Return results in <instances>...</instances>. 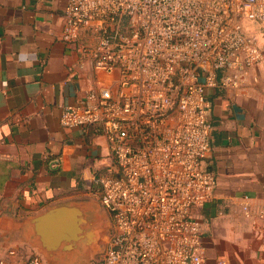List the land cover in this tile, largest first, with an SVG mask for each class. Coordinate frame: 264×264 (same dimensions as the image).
Instances as JSON below:
<instances>
[{"label": "built area", "instance_id": "1", "mask_svg": "<svg viewBox=\"0 0 264 264\" xmlns=\"http://www.w3.org/2000/svg\"><path fill=\"white\" fill-rule=\"evenodd\" d=\"M62 17L79 66L105 75L60 115L108 143L111 163L94 178L113 224L102 264H203L192 209L217 186L201 165L206 91L239 88L263 63L252 26L264 23V0H68Z\"/></svg>", "mask_w": 264, "mask_h": 264}, {"label": "crops", "instance_id": "2", "mask_svg": "<svg viewBox=\"0 0 264 264\" xmlns=\"http://www.w3.org/2000/svg\"><path fill=\"white\" fill-rule=\"evenodd\" d=\"M67 2L0 0V264L33 255L102 264L113 231L93 199L94 178L111 163L107 140L60 123L65 106L105 79L62 40ZM252 29L264 56V23ZM206 98L211 149L201 165L217 186L192 209L203 264H264V61L239 88L207 89Z\"/></svg>", "mask_w": 264, "mask_h": 264}, {"label": "rangeland", "instance_id": "3", "mask_svg": "<svg viewBox=\"0 0 264 264\" xmlns=\"http://www.w3.org/2000/svg\"><path fill=\"white\" fill-rule=\"evenodd\" d=\"M256 33H257V32H256ZM93 196H94V197H93L94 200H98V201H99V199H98V197H97L96 194H94ZM99 203H100V202H99ZM100 206H101V204H100ZM103 211H105V210H104V208L101 206V215L104 213ZM105 212H106V211H105Z\"/></svg>", "mask_w": 264, "mask_h": 264}, {"label": "clouds", "instance_id": "4", "mask_svg": "<svg viewBox=\"0 0 264 264\" xmlns=\"http://www.w3.org/2000/svg\"><path fill=\"white\" fill-rule=\"evenodd\" d=\"M21 60H26V56L24 53L21 54V57H20Z\"/></svg>", "mask_w": 264, "mask_h": 264}]
</instances>
